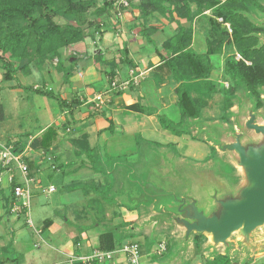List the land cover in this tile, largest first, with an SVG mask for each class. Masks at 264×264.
<instances>
[{
	"label": "trees",
	"instance_id": "trees-1",
	"mask_svg": "<svg viewBox=\"0 0 264 264\" xmlns=\"http://www.w3.org/2000/svg\"><path fill=\"white\" fill-rule=\"evenodd\" d=\"M118 1L0 0V67L3 71V81L13 82L20 74L24 77L32 76L35 70L41 73L47 70L51 74L50 67L54 65L55 72L62 74V84L71 87L72 78L79 62L78 57L71 54V47L86 42L88 38L96 42L99 36L102 40L110 28L106 23L112 16L115 17L117 23H121L124 12L134 9L139 11L136 20L139 22L140 35L154 47L156 56L161 63L159 69L165 70L178 84L175 93L180 120L175 122L165 116H158L162 128L178 137L191 135V126L200 120L205 122V109L216 95L222 96V110L218 118L222 124L233 125L232 118L236 117V114L232 109L236 106L239 95L240 97L244 95L252 105L255 104L256 111L264 108V42L262 41L264 26L261 24L264 20V0H129L130 7L128 8L120 5ZM207 12H210V16H207ZM161 19L174 23L177 26L176 29L171 34L168 31L165 32L164 29L160 30L153 24V21L161 22ZM201 19H206L207 22L204 29L207 49L203 54L193 48L196 34L195 23ZM226 24L231 26V34ZM159 32L161 35L164 34L159 37L161 39L160 46L154 39V35ZM121 53L120 58L115 57L107 60L101 51L94 53L92 57L83 56L85 59L83 58L81 61L92 59L100 65L103 73L106 74L109 88H112L121 65L133 68L132 70L137 67L129 57L130 50L126 44ZM236 54H239L242 59H237ZM217 55H225L223 68L220 72L223 82L228 83L229 87L225 85L221 87L220 82L213 79V74L217 69L212 63L211 57ZM19 86L23 87L21 84ZM33 90L38 95L55 100L65 115V122L58 126H50L40 136L34 137L31 142L30 137L35 135H28L26 143H22L21 140L16 141L12 149L18 154L24 153L29 142L33 150L49 153L51 149H54L59 138V130L66 131L69 126L75 123V109L83 106L86 102L80 99L78 94H75L71 100H67L61 94L55 93L52 88L37 87ZM122 93L123 91L115 90L113 94L114 97H117ZM87 105L96 109L93 102H88ZM126 108L137 113L153 115L151 108L144 107L140 103ZM4 120L5 109L0 104V122ZM109 123L110 126L107 130L113 132V122L109 120ZM139 136H136V140L139 151H141L140 146L144 141H141ZM70 141L74 160L66 164H59L57 167L60 172L61 187L64 188L61 181L64 175L76 173L84 168L91 169L98 177L100 175L101 180L93 177L89 182H76L70 185L67 190L70 192L81 190L86 197H89L88 210L83 215L78 211L77 215H103L104 210L96 209L103 202L100 194L108 196L105 191L112 190L120 180L125 184L131 177H126V179L120 175L114 177L111 174L114 169H109L107 159H102L99 150L91 147L89 135L82 134ZM216 151V147L213 146L212 152L215 155L212 158H216ZM54 160L58 162L60 159L55 158ZM27 165L29 166L28 163ZM31 165L29 166V176L32 177ZM114 168L118 169V165ZM232 169L236 171L234 166ZM2 170L0 167V173ZM17 183L15 180L10 185L13 196L12 194L1 196L5 202L7 213L11 212L16 201L14 188L20 185ZM103 187L104 190H101ZM43 190L40 192L41 194H44ZM105 197L104 199L108 198ZM21 213H26V210H22ZM68 222L72 223L70 220ZM96 222L93 220L92 226H95ZM53 223V219L45 220L41 231L49 229ZM98 224L100 225V223ZM120 225L122 226L105 230L100 234L98 250L102 252L116 251L129 238L128 236L134 237L129 231H125V228L130 224L122 223ZM82 229H86V226L78 228L80 231ZM118 233L119 235H117ZM203 237L205 235L196 234L193 236L197 253H203V245L206 243L202 241ZM163 240L165 239L160 240L157 244ZM153 241H156V238L152 242L149 240L147 242L149 253L155 245ZM166 242L167 253L163 257L152 256L153 260L163 259L173 252L172 242L170 240H166ZM12 262L20 264V259ZM77 264L81 263L77 262ZM208 264L233 263L227 254L217 253L212 260L208 261Z\"/></svg>",
	"mask_w": 264,
	"mask_h": 264
},
{
	"label": "rangeland",
	"instance_id": "rangeland-1",
	"mask_svg": "<svg viewBox=\"0 0 264 264\" xmlns=\"http://www.w3.org/2000/svg\"><path fill=\"white\" fill-rule=\"evenodd\" d=\"M134 11H135L134 9H129L128 11L125 12V14L133 13ZM206 14L207 16H210V12H207ZM124 15H123V19H125ZM126 16H127V21L131 19L129 18L131 17V15L127 14ZM160 23L161 22L159 21H153V24L156 26H159ZM119 24L121 23H117V20L115 19L114 16H112L109 22L106 23V25L110 27V29L108 30L109 35H107L106 37L107 38L106 40H108L109 43H111L110 46L114 47L115 45L116 46L120 45V42H122L120 38V34L117 35V32H115L114 29ZM169 24L171 26L170 30L172 29L173 31L174 23L173 24L169 23ZM203 24L204 26L207 25L206 19H201L195 23V27L198 29L197 32H200L199 34L200 36L202 35L203 29H205ZM137 26L138 24H136L134 27L138 28L139 26L138 27ZM108 31H106V33ZM122 34L123 33H121V35ZM134 35L132 36L134 37ZM160 40L161 39L157 38L156 43L159 44ZM99 41H100L99 36L96 39V42L98 44H94V41L88 38L86 40V43L84 42V45L81 44L76 47L75 46L71 47V54L73 55L75 54L78 57L79 62L77 61L78 62L77 70L80 67L84 66V64H82L80 61L86 55L91 57L93 56V53L96 52V49L100 44ZM203 44L205 46V41ZM140 46H141L140 44H137V47ZM149 48L151 49L152 47L150 46ZM102 49L105 50L106 47L105 49L104 47H102ZM137 49L134 46V50L136 51ZM84 50H87L86 55L84 53ZM194 50L196 49L194 48ZM65 55H67V52H65ZM225 55H223V57L221 56L222 59L225 58ZM222 59L219 56H213L211 58V61L213 62L217 70L221 69ZM85 61L88 63H93L94 60H85ZM50 70H51V74L47 70L46 72L43 73L35 70L34 75H32L31 77L27 78L20 74L17 76L15 81L6 82L3 81L2 79L3 71L1 70L0 67V104L5 109V120L0 122V144L6 145L10 149H12L16 141L21 140L22 143H26L28 141V135L38 134L42 129H45L49 125H53L54 123H57L60 120V113L64 115V113L59 109L58 103L55 100L49 97L38 95L33 90L34 88L37 87L39 88L45 87L49 89L52 88L57 94L67 95L68 97H70V100L71 98H73V95L76 93L70 92V90H68L70 86L62 84V74H58L55 72L54 65L50 67ZM81 71L82 70L80 69L78 73H80ZM213 79L218 83L220 82L221 87L224 85V83L222 82L223 79L221 72H215L213 75ZM19 84H21L23 87L21 88ZM79 95L81 97H84L86 94L84 93L82 94V92L80 91ZM241 97L237 100L236 106L232 110L234 114H237L239 116L238 118L239 122L244 124V122L248 119L249 116L248 113H249V108L251 107V102L248 98L244 97V95L243 96L241 95ZM206 109H205L206 113L204 115L205 122L203 120H200V122H198L197 124H201L200 126L201 128L198 130L197 128L194 127L193 129V133H195L194 136L196 137V139L193 138L194 140H192L189 137V135H186L185 137L182 138L183 142H181V146L178 148L175 147V145L161 146L159 143L155 142V139L151 138L150 140H148L144 136V134L143 135L141 134V131H137V134L135 133V135L136 136L140 135L139 137L141 141H144L143 143H141L140 146L141 151H139V157L137 159V162L129 163L127 162V157H123V156H119L116 158L106 157L107 155L103 153L102 159H107L110 170L114 169L113 172H111V174H113L114 177L115 175L116 176L118 175V177L119 175L120 177H123L124 174H127L126 176L128 178L129 177L131 178L130 180L128 179V181L125 184L124 181L120 180L117 182L116 186L112 190L108 192L105 191V193H108V196L105 194L101 195L102 193L100 194L103 202L101 201L102 203L96 209L97 210L101 209V211L104 210L105 213L103 215L86 214L82 217V221L80 222L84 223L86 221H89L92 223L93 220L95 222L97 221L96 222L97 224L100 223L99 230L102 233L103 231L114 228L116 226L117 227L122 226L120 224H122L123 222L121 223L122 219H121V215L119 214L120 212L118 210L120 206L119 203L123 204L124 205L123 207L126 208H133L136 210L142 209V212L145 214L144 207L149 206V209L152 211L157 200L159 201L160 199L164 198L161 196L153 200V198H151L153 194L154 195L160 193L164 195L173 194V193L180 194L187 191H191L193 194L197 195L198 199H201L200 202L203 203V197H206L205 195L210 191V186L204 185L202 187L201 184L203 183L208 184V181L212 180L213 177L218 176L229 181L230 183H235V182L239 183L242 179L240 168L235 163V160L232 158V156H230L228 153H225L216 147L217 150L216 155L218 156V158H212V160L208 162L206 160L208 156L211 155L210 156L211 158L212 156L215 155V153L211 151L212 147L214 146L213 143L208 142L207 140L222 139V141H229L231 139L229 135L230 132L229 129L233 126L235 131L239 130V127L237 125L238 119L235 117L232 118L233 125L222 124L220 123V121H218V118L221 115V110H222L221 95H216L212 100H210L209 105ZM256 114H257L258 123L264 124V108H262L259 111H256ZM171 115L174 116L173 113H171ZM163 116L170 119L169 116L168 117L166 116V114H164ZM202 126L203 127L205 126L206 129L202 130ZM227 130L229 132H227ZM73 135L74 134L72 133L70 136ZM119 136H121L120 132H119ZM153 137L155 138L156 136L154 135ZM156 139L164 140V138L162 137H156ZM70 140L71 139L67 138L66 136L60 135V138H58L56 141V143L58 142L59 145L57 149L54 150L60 156H67L68 160H71V158H73V152H72L73 150L71 146L72 144H70L71 143ZM195 143L200 144V146L199 145L196 146ZM191 147L196 148V151L194 150L189 151ZM39 153L41 154L40 156L44 155L42 151H40ZM193 153H196V156H194ZM202 153L203 156L201 155ZM36 155L38 154L34 153L33 158ZM108 159L111 161H109ZM72 160H74V158ZM117 165H118V169L115 170L114 167ZM232 166L236 168V171H233ZM88 169L89 168L82 169L81 173L83 176L81 178L82 180L80 181L89 182L91 180L90 178L93 177L92 175L94 173H92L93 171L91 169L89 170ZM124 170L125 171L128 170V171L124 173ZM128 172L130 173L128 174ZM15 174L17 175V178H20V180L22 179L21 178L22 175L19 171H16ZM58 177L60 178V176ZM58 177H55L54 179L51 180L47 179L43 185L44 189L49 188L51 184L55 185V188L57 190L54 193L56 194L53 195V193L50 194L40 193L39 196L37 195L38 197H36L35 199L33 198L34 200L32 199L31 217L33 219L34 225L37 228L43 226V222L46 219H50V218L55 219L56 217L54 215L55 207L48 203L51 200V198L53 199L56 197V195H61L62 192H64ZM4 178H5L4 187L0 193V212H1V207L5 205V202L1 196L3 195L10 196L12 194L10 184L8 183V174H5ZM95 178L101 180L102 177L97 176ZM101 190H104V187ZM35 196L36 195L34 194L33 197ZM91 196H94V194H91ZM105 196L108 198L104 199ZM165 197L167 199L170 198L167 195H165ZM88 199L89 197L83 196L82 201H79V204L82 203V205L84 206V209L80 211L81 215L85 214V211L88 210V206H87ZM75 204L70 205L68 207L67 212L64 215H67L71 220V222H75L77 224L78 220L75 219L76 215H74V213L76 214L79 208L75 209L76 208ZM9 206H11L10 203ZM89 207H91L90 204ZM15 216L18 217V215ZM100 218L102 219L100 220ZM5 219L7 220L8 217H6ZM56 219L57 222H59L64 233L69 235L71 237L70 238L71 240H76V238H74V235L77 234L78 228L75 225V223L74 225H70L62 221L61 218L56 217ZM25 222L26 220L23 217L20 221V225L24 226L23 224H25ZM9 225L11 224L10 223L8 224L7 231L11 232V234L7 235V237L4 240L5 242L3 243L0 242V246L1 245L4 246V244L5 246H7L5 251L2 252L1 257L9 258L12 260L15 259L14 261H16L21 256V253H24V249H22L20 244L16 243L17 238L14 237L13 235V231H12L13 226L9 227ZM153 226H154V220L152 217L149 219V223H147V225L143 227L142 231L135 230V233L142 232L143 234H146V232H149V230H152V228H154ZM156 226H155V230L157 233H159L157 234V237L159 236L161 239L167 240V238H170L174 240L173 237L171 236L173 235L177 236V234L180 235L176 227H171L169 229V225L164 223L162 224L158 223V225ZM16 229L18 228L15 227L13 230ZM47 230H45V236H48L49 238H48V242L45 243V241L41 240L40 237L33 234L34 233L33 231L27 229V227L24 228V233H26V235L28 236V241L26 243L28 246L27 249L31 251V253L29 254H32L34 252L39 253L41 251L50 257V258L48 257V260H46V262L44 263L43 260L41 262L37 261V264H69L67 263L66 254L69 253L70 251L69 249L73 247L70 246L69 249L65 251L66 246L63 244V242L62 241L58 242L55 238H51ZM126 230H129V228H125V231ZM0 232H1V227H0ZM263 233H264V228L259 233H257V236H262ZM148 234H146V236L149 237ZM117 235H119V233ZM128 237H129L128 239H130L132 236H128ZM134 237H135L134 239H138V240L140 239L138 234H134ZM157 237L155 238L157 239ZM38 240L39 243H37ZM140 240L142 241V239ZM150 240L151 238L149 239V241ZM202 241H204V243L205 242L209 243L210 242L209 236L203 237ZM75 242L76 241H73L72 246L76 245ZM143 243L140 242L144 257L148 254L146 251L147 247H145ZM260 247H262V245H260L259 243L258 245L259 250L258 248L256 249L254 248L252 252H249L245 249L243 245H238L236 244V242H233L232 248L228 250L226 253L231 258L233 264H264V247L262 248ZM153 250L154 248H152L150 252L151 256L146 257V260H148L149 258L152 259ZM175 251L176 248H173V252L169 254V257L170 256L172 257ZM191 251L193 255L192 261L194 264H207L208 262L207 260L209 259L205 258V256H203L202 253L200 252L197 253L194 244H193V250L191 249ZM168 258H164L163 260H161V264L167 263V261L169 260ZM69 259L70 262H73V264H77L74 263L75 256H71ZM28 263H30L29 258H28Z\"/></svg>",
	"mask_w": 264,
	"mask_h": 264
},
{
	"label": "crops",
	"instance_id": "crops-1",
	"mask_svg": "<svg viewBox=\"0 0 264 264\" xmlns=\"http://www.w3.org/2000/svg\"><path fill=\"white\" fill-rule=\"evenodd\" d=\"M137 12H138L137 10H135L133 13L125 14L124 12L125 19H122L121 24L117 25L116 28H114L115 32H117V35L120 34V38L122 40V42H120V45H117V46L115 45L114 47L110 46L111 43H109V41L106 40L107 35H109V31H108L103 36L102 40L99 41L100 44L98 45V47L96 46L97 49L95 53L103 51L104 58L107 60L115 58V57L120 58L122 55L121 51L123 50V47L126 44L130 50L129 57L131 60L135 62L137 66L134 71L136 72V76H140L138 84L131 85L126 91L122 93L121 96L114 97V94H113L114 91L112 90V88H109L106 74L103 73V69H101L100 65H98L97 63H94V61L93 63H88L85 60L81 61V63L84 64V66L80 67L76 71V73L74 74L72 78V86L68 90H70V92H75L78 95L80 94V91L82 92V94L83 93L86 94L84 96L86 98L81 97L79 95L81 97L80 99H83L86 102L83 106L77 107V109H75L74 111L75 123L69 126V128H67L66 131L59 130V138H60V135H63L69 139H72V138L82 136V134H87L90 136L91 147L97 148L101 156H103V153L111 158L123 156V157H127V162L129 163L137 162V159L139 157V147H138L136 135H135V133L137 134V131H141V134L142 135L144 134V136L148 140H150L151 138L155 139V142L159 143L161 146L175 145V147L177 148L181 146V142H183L182 138L186 136L184 135L182 137H178V136L173 135L168 130L167 131L164 130L158 121V116H163L164 114H166L167 117L169 116V118L175 122H178L180 120V112L177 107V95L175 93V89L177 88L178 84L173 79H171L170 75H168L165 70L159 69V66L161 65V63H160L159 58L156 56L154 47L148 44L147 40L142 35H140V28L138 27L139 22L136 20V18L139 16V12L138 13ZM127 14L131 15V17H129L131 19L128 21H127V16H126ZM164 20L161 19V23L158 26V28L160 30L164 29L165 32L168 31V33L171 34L172 32V29L170 30L171 26L168 21H164ZM136 24H138L137 26L138 28L134 27ZM173 27H174L173 29L175 30L177 26L174 24ZM197 30L198 29L195 27L196 34L194 38L193 48H195L198 51V53L203 54L206 52V49H207V47H205L206 46L205 30L203 29L201 36L199 35L200 32H197ZM161 32L154 35L155 40L159 38L160 36L164 35L163 33L161 35ZM121 33L123 34L121 35ZM132 35H134V37ZM204 41H205V46L203 44ZM81 44L84 45V43H81ZM94 44H98V43L94 42ZM137 44H140L141 46L137 47ZM157 45L160 46L161 41H159V44ZM134 46L136 47V49L138 48L136 51L134 50ZM150 46L152 47L151 49L149 48ZM102 47H104V49L106 47V49L103 50ZM86 52L87 50H84L85 55H86ZM217 56H219L221 59L223 57V55H217ZM89 60H92V59H89ZM223 62H224V59H222L221 69L215 70V72H220L222 70ZM80 69L82 71L78 73ZM132 69H130V67L128 66L126 67L124 65H121L117 71L118 76L115 81L118 83H122V82L130 80V72ZM99 94L104 96L105 104L102 105L100 108H97L94 105L96 109L88 107L87 105L88 102L90 103V101ZM61 95L63 96V98L70 100V97H68L67 95H63V94ZM74 96L75 94L73 95V97ZM136 103H140L144 107L151 108L153 110V115L137 113V112L128 110L126 108L127 106H130ZM206 110H205V113H206ZM171 113H173L174 116H172ZM109 120L113 122V130H114L113 132L107 130L110 126ZM63 122H65V115H62V113H60V120L57 123H54L53 125L58 126L62 124ZM197 123L198 122H196L193 126H191L192 134L189 135V137L192 140L196 139V137L194 136L195 133H193L194 127L197 128L198 130L201 128L200 127L201 124H197ZM50 126L52 125H49L47 128H49ZM47 128L42 129L35 136H31L30 142L31 140L34 139V137L40 136L43 133V131L46 130ZM205 129L206 127L202 126V130H205ZM119 132L121 136H119ZM72 133L74 135L70 136ZM154 135L156 137H162L164 138V140H157L156 137L155 138L153 137ZM30 142L28 143L27 148L24 150V155H25V162L28 163L29 166L32 163L31 165L32 169L30 168V172L33 173V176L32 177L29 176V180L27 182V180L23 176L20 175L22 178L20 180V178H17V175L15 174V180L18 182L17 184L28 185L31 191L36 195L34 197L35 199L36 197L39 196L42 189H44L43 185L47 179L51 180V179H54L55 177L60 176V172L57 168L59 166L58 164H62V163L66 164L68 162H71L73 158H71V160H68L67 156H60L54 151V149L56 150L59 145L58 142L54 145L53 147L54 149L50 150V153H44L42 150H40L44 154L42 156H40L41 155L39 153L40 151L33 150L30 147ZM195 144L196 146L197 145L200 146V144H197V143ZM190 150L196 151V148L191 147L189 151ZM34 153L35 154L37 153L38 155L34 156L33 158ZM193 154L194 156H196V153H193ZM201 155L203 156V153ZM201 155H198V156H201ZM210 156L207 157L206 159L207 162L212 160V157L210 158ZM55 158H59L60 160L58 162L57 161L55 162L54 160ZM216 158H218V156ZM127 171L124 170V173H126ZM81 172H82V169L76 173H72L70 175H64L63 179L61 180L62 184L64 185V188H63L64 192H62L61 195H56V197L53 199L51 198V200L48 203L55 207L54 215L58 218H61L62 221L66 222V224H70V225H74L75 222L69 223L68 222V220H70L69 217L67 215L66 217H64V214L67 212L68 207L72 204L77 203L75 204L76 205L75 209L79 208L77 211H81L84 209V206L82 205V203L79 204V201H82L83 196L85 197V195H81L84 193L81 190L71 191V192L67 190V188L70 185L75 184L76 182H83V181H80L82 180L81 178L83 176ZM129 173L130 172H128V174ZM126 175L127 174H124L125 179L127 177ZM92 176L95 178L97 177V174L94 173ZM93 177H91L90 179H92ZM51 186L55 187V185L53 184H51ZM45 189H48V188H45ZM56 190L54 192H56ZM54 192H53V195L56 194ZM119 205L120 206L118 210L120 212L119 214L121 215V219H122L121 223L123 222V223L130 224V226L127 227L129 228V230H126V231H129V233L133 235L138 234L139 238L142 239V241L144 242L143 243L140 239L138 240V239H134L135 237H132L130 239L125 240L123 244L127 242H136L140 244L141 242L145 245V247H147L148 240L150 238L151 240H154V238L157 237V234H159L155 230V225L153 226L154 228H152V230H149V232H146V234L149 233L148 234L149 237L146 236V234H143L142 232L135 233V230H138V231L143 230V227L147 225V223H149V219L156 215V213L154 212V209H152L151 211L149 209V206L144 207L145 208V214H144L142 212V209L136 210L133 208H126V207H123L124 205L121 203H119ZM74 215H76L75 219L79 221V222L77 221V224L75 223L77 228L81 226L82 227L86 226V229L84 230L82 229L81 231L78 230L77 234L74 235V238H76V240H71L70 239L71 237L67 235L66 233H64L59 222H57L56 217H55L56 220L53 219L54 223L47 230L51 238H55L58 242H61V241L63 242V244L66 246L65 251L69 249L70 246L73 247L69 249L70 250L69 253L66 254L67 263L69 264H72V262H70V259H69L71 256L88 255V254H91L94 250L98 249L99 248L98 247L99 246V236L100 234H102L99 230L100 228L99 224L96 223L95 226H92L93 221L92 223L89 221L81 223L80 221H82L83 216H80L79 214L77 215V213L76 214L74 213ZM20 216L17 217L11 214V212L7 213L5 209V205L1 207L0 242L1 243L5 242L4 240L7 237V235L11 234V232L7 231L8 224L10 223L11 225H9V227L13 226L12 228L13 235L14 237L17 238L16 243L20 244L22 249H24V253H21V256L19 257L20 264H37V261L41 262L42 260H43V263L46 262L49 256L41 251L39 253L34 252L32 254H29L31 253V251L27 249L28 246L26 243L28 241V236L26 235V233H24V228L27 227V229L33 231L34 232L33 234L40 237V239L45 241V243L48 242L49 237L45 236V231H42L41 235H38L36 230H34V228L36 229L37 227L34 225V228H33L28 225L27 223L28 218H27L26 213H23ZM6 217H8L7 220L5 219ZM23 217L26 220L25 224H23L24 226L20 225V221ZM30 217H31V213H30ZM101 219L102 218H100V220ZM15 227L18 229L13 230ZM37 229L42 230L43 228L41 226ZM171 237H173L174 240L170 238H167V240H170L172 242V249L173 248L178 249V245L180 244V235L177 234V236L173 235ZM160 240L162 239L158 236L156 241H153L155 243L154 245L155 247L157 246V243ZM73 241H76L75 246L74 245L72 246ZM37 243H39V240ZM193 244L194 243H192L190 246V249L187 254L188 256L172 258L173 256L169 257V254H168L166 255L167 257H164V258L169 257L168 258L169 260L165 264H194L192 261L193 255L191 251V249L193 250ZM154 246L152 248H155ZM208 246H209V243H206L204 245L203 247L204 250L202 254L203 256H205V258L209 259L207 261H210L213 259V257H211L212 255L211 252L207 251L206 249L208 248ZM6 247L7 246H5V244L4 246L2 245L0 246V264H2L1 262H4L3 264H13L12 261H14L15 259L12 260L9 258L1 257V254L3 251H5ZM218 253L222 255L226 254L224 250L219 251ZM147 254L148 255L143 257L142 264H161V260L164 259L163 258V259L155 261L149 258L148 260H146V257L151 256L148 251H147ZM28 258L30 260V263H28ZM105 264H129V262L127 258L120 253L116 255V258L113 261L105 263Z\"/></svg>",
	"mask_w": 264,
	"mask_h": 264
},
{
	"label": "water",
	"instance_id": "water-1",
	"mask_svg": "<svg viewBox=\"0 0 264 264\" xmlns=\"http://www.w3.org/2000/svg\"><path fill=\"white\" fill-rule=\"evenodd\" d=\"M261 24L264 26V20ZM248 115L243 124L236 114L239 130H227L229 141L210 140L235 160L241 171L239 183H230L217 176L208 184H201L202 187L210 186L203 197L204 204L191 191L165 194L169 199L161 193L151 196L153 200L164 197L153 207L154 225L164 223L169 229L176 227L180 234V244L173 258L188 254L196 234L210 237L206 249L213 258L220 250L225 253L230 250L233 242L243 245L249 252L258 248L259 243L264 247V233L257 236L264 228V124L257 121L255 104L251 103Z\"/></svg>",
	"mask_w": 264,
	"mask_h": 264
},
{
	"label": "built area",
	"instance_id": "built-area-1",
	"mask_svg": "<svg viewBox=\"0 0 264 264\" xmlns=\"http://www.w3.org/2000/svg\"><path fill=\"white\" fill-rule=\"evenodd\" d=\"M118 3L123 5L124 7H130L129 0H119ZM222 21V19H221ZM229 33H232L231 26L226 24ZM237 59H242L239 54H236ZM248 63V62H247ZM250 64V63H248ZM140 76H136V72L131 70L130 72V80L118 83L114 82L112 84V90H119V91H126L131 85L138 84ZM226 87H229L228 83H224ZM95 103L97 108H100L104 103L105 99L104 96L99 94L95 96L92 101ZM0 167H2V172L0 173V191L4 187V175L8 174V183L11 185L15 182V171H19L21 175L27 180H29V166L25 162V155L24 153H15L13 149H10L6 145L0 144ZM56 190L54 186L49 187L48 189H44V194L53 193ZM14 196H15V203L11 209V214L13 215H21L22 210H26L27 214V223L29 226L34 228L33 220L30 217L31 209H32V199H33V192L31 191L28 185H18L14 188ZM36 230L38 235H41V230ZM38 245V244H37ZM39 246V245H38ZM168 245L166 240L161 241L152 251V256H164L167 253ZM124 255L129 264H142L143 261V252L142 248L139 243L136 242H127L123 244L118 250L111 251V252H102L98 249L94 250L92 254L76 257L74 263H81V264H92V263H99L105 264L108 262L113 261L116 258L117 254ZM73 264V262H72Z\"/></svg>",
	"mask_w": 264,
	"mask_h": 264
},
{
	"label": "bare ground",
	"instance_id": "bare-ground-1",
	"mask_svg": "<svg viewBox=\"0 0 264 264\" xmlns=\"http://www.w3.org/2000/svg\"><path fill=\"white\" fill-rule=\"evenodd\" d=\"M210 238V237H209Z\"/></svg>",
	"mask_w": 264,
	"mask_h": 264
}]
</instances>
